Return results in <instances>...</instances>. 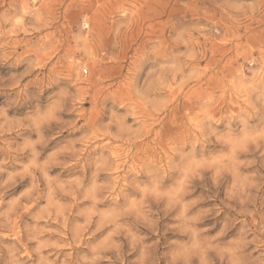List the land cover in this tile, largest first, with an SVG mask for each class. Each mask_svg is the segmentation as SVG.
<instances>
[{"label":"rangeland","instance_id":"obj_1","mask_svg":"<svg viewBox=\"0 0 264 264\" xmlns=\"http://www.w3.org/2000/svg\"><path fill=\"white\" fill-rule=\"evenodd\" d=\"M0 264H264V0H0Z\"/></svg>","mask_w":264,"mask_h":264}]
</instances>
